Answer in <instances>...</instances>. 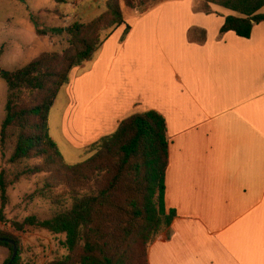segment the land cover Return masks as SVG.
Segmentation results:
<instances>
[{
	"label": "crops",
	"instance_id": "0c3cea01",
	"mask_svg": "<svg viewBox=\"0 0 264 264\" xmlns=\"http://www.w3.org/2000/svg\"><path fill=\"white\" fill-rule=\"evenodd\" d=\"M201 9L194 0L165 2L136 18L123 42V30L108 39L91 77L78 81L77 122L95 139L133 115L165 119V202L176 217L150 246L149 264H264V23L248 40L221 35L236 14ZM211 21L219 38L207 39Z\"/></svg>",
	"mask_w": 264,
	"mask_h": 264
},
{
	"label": "trees",
	"instance_id": "16d2710c",
	"mask_svg": "<svg viewBox=\"0 0 264 264\" xmlns=\"http://www.w3.org/2000/svg\"><path fill=\"white\" fill-rule=\"evenodd\" d=\"M130 9L143 14L157 0H123ZM202 11L211 13L215 5L236 15L227 16L220 34L234 33L250 39L254 26L264 23V0H198ZM118 30L122 42L132 27L116 0L107 3V12L92 23L75 22L64 32L69 50L65 54L44 53L23 68L0 75L8 88L5 118L0 126V142L12 143L9 164L34 162L15 177L48 175L43 196L54 206L70 197L72 208L57 213L38 227L55 235H65L68 256L49 264H149L148 251L170 228L176 212L167 210L166 176L169 165L167 124L161 114L149 111L120 122L115 132L85 162L70 166L50 135L49 119L61 90L70 83L72 72L91 62L104 43ZM109 32L104 38L103 33ZM3 176L0 192L6 201ZM30 221V220H29ZM35 221H30L33 224ZM22 263L20 243L12 234L0 231V248Z\"/></svg>",
	"mask_w": 264,
	"mask_h": 264
},
{
	"label": "rangeland",
	"instance_id": "374dc122",
	"mask_svg": "<svg viewBox=\"0 0 264 264\" xmlns=\"http://www.w3.org/2000/svg\"><path fill=\"white\" fill-rule=\"evenodd\" d=\"M109 1L111 0H0V70L10 72L23 68L44 53L65 54L70 45L64 30L75 22L92 23L107 12ZM116 1L120 4L125 20L130 26H134L136 18L172 0H157L151 3L150 10L145 14L141 9L128 8L123 0ZM194 1L198 9L203 7L202 2ZM159 13L154 17L151 16L147 21L155 22ZM167 14L172 13L166 11L163 19L168 16ZM145 25L148 26L142 24L139 29ZM216 28V21H211L206 29L207 39H210V36L219 38L220 31L213 34ZM192 30H194L193 26L189 28V31L193 32ZM194 32H196L195 38H201L199 31ZM108 33L104 32L103 38ZM187 39H190L188 35ZM103 48L104 46L91 62L83 64L72 72L70 83L61 90L50 114V135L60 149L65 162L70 166L88 160L106 138L112 135L87 139L77 122L84 120L82 116L84 107L81 103L78 105L75 93L78 81L88 80L91 77L103 55ZM122 50L119 44L116 54L122 53ZM204 61L206 59L202 60L206 64ZM193 64V59L185 60L186 67H191ZM122 76L125 77V74L123 73ZM112 81L106 82L108 84L105 87H108L109 91H114L117 86ZM7 96V84L0 75V126L5 118ZM12 152V143L7 142L2 145L0 142V177L2 175L7 184L6 201H3L0 192V231L12 234L18 239L23 264H49L68 256L69 253L64 247L66 236L52 234L38 227V223L51 220L57 213L70 210L72 200L67 197L63 200V205L57 207L49 197L43 196L48 175L34 176L30 179L21 178L13 184L15 177L34 162L11 165L9 160ZM29 220L35 222L30 224ZM10 256L11 252L8 249L0 248V264H5Z\"/></svg>",
	"mask_w": 264,
	"mask_h": 264
},
{
	"label": "water",
	"instance_id": "95a60500",
	"mask_svg": "<svg viewBox=\"0 0 264 264\" xmlns=\"http://www.w3.org/2000/svg\"><path fill=\"white\" fill-rule=\"evenodd\" d=\"M10 243L13 246V256L9 264H13L14 260L16 259L18 255V246L15 241H9V240H4Z\"/></svg>",
	"mask_w": 264,
	"mask_h": 264
}]
</instances>
